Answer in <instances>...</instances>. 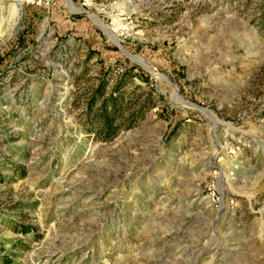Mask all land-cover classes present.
<instances>
[{"label": "rangeland", "instance_id": "1", "mask_svg": "<svg viewBox=\"0 0 264 264\" xmlns=\"http://www.w3.org/2000/svg\"><path fill=\"white\" fill-rule=\"evenodd\" d=\"M67 1L0 0V264H264V0Z\"/></svg>", "mask_w": 264, "mask_h": 264}, {"label": "trees", "instance_id": "2", "mask_svg": "<svg viewBox=\"0 0 264 264\" xmlns=\"http://www.w3.org/2000/svg\"><path fill=\"white\" fill-rule=\"evenodd\" d=\"M135 66L125 70L116 80V83L111 87L107 94H103L105 86L107 85L106 79L101 80V84L92 94L90 103L88 105H98L96 110H88V123L97 126L96 136H102L103 140H110L115 138L119 134L120 126L125 129H130L134 126L138 117H141L140 109H149L153 105L151 98H147L143 101V105L139 109V113L130 114L128 118L123 119L122 108L125 106L124 90L125 85L132 76L138 77L141 82H148L149 75L144 71H135ZM108 71H111L108 68ZM138 72V73H137ZM109 73V72H107ZM121 124V125H120Z\"/></svg>", "mask_w": 264, "mask_h": 264}, {"label": "built area", "instance_id": "3", "mask_svg": "<svg viewBox=\"0 0 264 264\" xmlns=\"http://www.w3.org/2000/svg\"><path fill=\"white\" fill-rule=\"evenodd\" d=\"M51 0H16L17 6L22 11L25 7H46Z\"/></svg>", "mask_w": 264, "mask_h": 264}, {"label": "water", "instance_id": "4", "mask_svg": "<svg viewBox=\"0 0 264 264\" xmlns=\"http://www.w3.org/2000/svg\"><path fill=\"white\" fill-rule=\"evenodd\" d=\"M116 46H117V48H119L123 53H124V55L127 57V58H129L127 55H126V51H125V49L123 50V48H122V46H118L117 44H116ZM130 59V58H129ZM131 60V59H130ZM132 61V60H131ZM134 62V61H133ZM134 63H136V62H134ZM137 64V63H136ZM137 65H139V64H137ZM139 66H141V65H139ZM142 67V66H141ZM143 69H145L147 72H149L151 75H153L154 77H159L160 75H158V74H156L154 71H152V70H149V69H147V68H144V67H142ZM160 78H162L163 80H165L164 79V77H160ZM168 81V80H167ZM169 82V81H168ZM169 84L171 85V86H174L172 83H170L169 82ZM192 106V108H194L195 110H198V111H200L199 110V108L197 107V106H195V105H193V104H191Z\"/></svg>", "mask_w": 264, "mask_h": 264}, {"label": "bare ground", "instance_id": "5", "mask_svg": "<svg viewBox=\"0 0 264 264\" xmlns=\"http://www.w3.org/2000/svg\"><path fill=\"white\" fill-rule=\"evenodd\" d=\"M68 2V6L71 8V10H73V11H77V9H75V8H73V6H72V0H68L67 1ZM104 28V27H103ZM114 42V41H113ZM116 43V42H115ZM124 50V49H123ZM126 51V50H125ZM126 52H128V51H126ZM128 56V55H127ZM136 60H138V58L136 57L135 58ZM139 64V63H138ZM139 65H141V64H139ZM141 66H143V65H141ZM144 67V66H143ZM145 68V67H144ZM161 76H159V77H157V78H160ZM160 79H162V78H160Z\"/></svg>", "mask_w": 264, "mask_h": 264}]
</instances>
